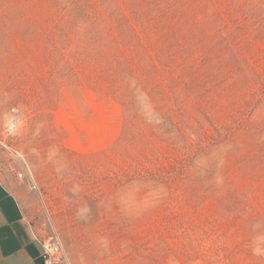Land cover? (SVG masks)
I'll return each mask as SVG.
<instances>
[{"label":"rangeland","instance_id":"374dc122","mask_svg":"<svg viewBox=\"0 0 264 264\" xmlns=\"http://www.w3.org/2000/svg\"><path fill=\"white\" fill-rule=\"evenodd\" d=\"M73 1L0 0V173L27 165L31 232L57 264H264V0Z\"/></svg>","mask_w":264,"mask_h":264},{"label":"crops","instance_id":"0c3cea01","mask_svg":"<svg viewBox=\"0 0 264 264\" xmlns=\"http://www.w3.org/2000/svg\"><path fill=\"white\" fill-rule=\"evenodd\" d=\"M16 184L0 173V264H48L26 221Z\"/></svg>","mask_w":264,"mask_h":264},{"label":"built area","instance_id":"2783aa9c","mask_svg":"<svg viewBox=\"0 0 264 264\" xmlns=\"http://www.w3.org/2000/svg\"><path fill=\"white\" fill-rule=\"evenodd\" d=\"M10 173L13 174L17 182H22L29 173V169L24 162H19L18 165L9 167ZM35 239L42 247V258L48 264H57L62 258V245L60 241L54 237L40 238L33 233Z\"/></svg>","mask_w":264,"mask_h":264},{"label":"trees","instance_id":"16d2710c","mask_svg":"<svg viewBox=\"0 0 264 264\" xmlns=\"http://www.w3.org/2000/svg\"><path fill=\"white\" fill-rule=\"evenodd\" d=\"M82 3V2H81ZM80 1H73L71 3V5H74V6H80ZM86 4V3H85ZM108 10H109V17L111 19V2L107 3V7H106ZM124 20L125 19H122V20H118L116 21V27L120 33V43L125 45V44H131V38H133L132 36V27L131 26H128L126 23H124ZM96 23H99L100 22V19H96L95 20ZM94 35L90 37V41H91V46L94 47L96 50L103 45V42H104V37H103V34L102 32L98 31V29H94ZM119 43V42H118ZM117 65H121L122 64V61L118 60V59H115ZM227 134V133H226ZM226 135H224L225 137ZM218 137L219 138H222V135L221 134H218Z\"/></svg>","mask_w":264,"mask_h":264},{"label":"clouds","instance_id":"9594fccd","mask_svg":"<svg viewBox=\"0 0 264 264\" xmlns=\"http://www.w3.org/2000/svg\"><path fill=\"white\" fill-rule=\"evenodd\" d=\"M121 202H122V203H125V204H127V202H126V201H124L122 198H121Z\"/></svg>","mask_w":264,"mask_h":264}]
</instances>
